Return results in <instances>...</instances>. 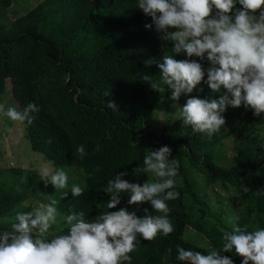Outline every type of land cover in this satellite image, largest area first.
Segmentation results:
<instances>
[{
  "label": "trees",
  "instance_id": "obj_1",
  "mask_svg": "<svg viewBox=\"0 0 264 264\" xmlns=\"http://www.w3.org/2000/svg\"><path fill=\"white\" fill-rule=\"evenodd\" d=\"M11 2L0 0V96L7 81L17 111L22 112L30 102L39 107L31 124L21 122L23 136L32 151L72 179L64 199L60 193L54 194L51 184L45 187L38 175L21 181L17 176L22 171L9 167L13 180L0 182V232L10 227L17 212L34 210L33 198L46 203L57 199L60 223L72 212H83L86 220H92L121 208L141 217L162 215L149 203L129 205L127 193L115 209H108L110 197L103 189L124 171L129 174L123 179L130 183L155 180L151 174L137 176L133 169L143 167L149 150L163 146L171 149L169 159L179 162L174 179L180 196L166 202L174 231L167 237L158 234L152 241L138 236L136 249L130 253L131 264H181L176 259L177 245L207 254L203 247L182 238L187 228L217 250L222 248L224 233L236 226L244 231L264 228V133H256L264 113L256 117L251 108L240 113L228 107L223 113L226 124L211 138L194 133L191 127L177 133L151 128L155 112L167 113L173 101L170 91H153L141 79L142 75L160 79L159 68L145 62L174 53L172 42L162 41L145 28L148 16L137 8L138 0H40L8 20L5 9ZM175 58L195 60L205 69L204 81L191 94H182L180 107L193 96L218 99L220 94L213 93L205 82L206 58L186 54ZM106 91L109 96H104ZM109 100L115 102L118 112L107 107ZM235 121L244 128L238 129L232 124ZM229 137L233 157L223 164L220 145ZM80 145L87 153L83 159L76 152ZM187 171H193V177ZM195 175L203 184L223 191L221 195L211 191L214 208ZM74 184L84 189L79 197L71 196ZM222 254L241 264L242 258L234 251Z\"/></svg>",
  "mask_w": 264,
  "mask_h": 264
},
{
  "label": "clouds",
  "instance_id": "obj_2",
  "mask_svg": "<svg viewBox=\"0 0 264 264\" xmlns=\"http://www.w3.org/2000/svg\"><path fill=\"white\" fill-rule=\"evenodd\" d=\"M237 3L241 8H236ZM137 8L152 18L162 41L172 42L174 53L145 62L159 68V81L148 75H142L141 79L153 91L171 92L170 99L179 111L178 119L183 127H191L194 133L211 138L226 124L223 113L227 108H239L242 103L253 110L254 116L261 117L264 113V0H138ZM145 28L151 29L152 24H146ZM180 54L206 58L210 67L205 82L213 93H220L218 99L193 96L182 107L178 106L182 94H191L205 78L200 62L176 59ZM109 95L107 91L104 93ZM107 107L119 111L114 101L109 100ZM39 111L31 102L22 112L0 104V114L11 121L31 124L32 114ZM76 152L80 159L87 155L84 145ZM170 156L168 146L149 150L143 158V167L133 169L135 175L151 174L155 180L148 179L142 185L130 183L123 179L129 174L124 171L109 180L103 189L110 197L108 209H115L121 203L122 194L127 193L129 205L149 203L162 215L141 217L135 211L121 208L86 220L83 212H72L64 217L67 228L49 237L48 233L55 231L59 216V201L51 199L32 211L17 212L10 227L0 232V264H131L130 253L136 249L138 236L152 241L158 234L167 237L174 231L166 202L180 196L174 179L179 162L170 160ZM39 178L45 187L51 184L67 199L69 177L62 168L54 170L44 166ZM83 191L75 184L70 188L72 197L81 196ZM244 191H248L247 187ZM233 251L242 258L241 264H264V228L244 231L236 226L224 233L220 250L213 248L207 254L177 245L176 259L182 264H234L231 257L222 254Z\"/></svg>",
  "mask_w": 264,
  "mask_h": 264
},
{
  "label": "rangeland",
  "instance_id": "obj_3",
  "mask_svg": "<svg viewBox=\"0 0 264 264\" xmlns=\"http://www.w3.org/2000/svg\"><path fill=\"white\" fill-rule=\"evenodd\" d=\"M38 1L40 0H12L10 6L5 9V18L8 20L13 19L14 17L24 13L28 8H30ZM236 8H241V6L237 3ZM213 12V14H215V11ZM256 14L258 15V13ZM148 22L149 24H152V31L160 37V34L156 31L155 25L153 24L152 18L150 16H148ZM169 31H175V29H169ZM205 61L208 67H210L209 62L206 59ZM7 89L8 85L6 81V89L0 96V104H3L6 109L9 107H15V109L17 110V105L15 101L10 97ZM173 104L174 102L171 105L172 108L167 113H162L161 111L155 112L154 118L150 123L151 128L164 127L165 130L170 133H177L184 128L182 121L178 119L179 111L176 110L175 107H173ZM229 108L239 111L240 113H243L244 110L247 109L243 105V103L239 108H232L231 106H229ZM232 124L236 125L240 130L244 128V124L241 122L235 121L232 122ZM258 132L264 133V118H262V120L257 124L256 133ZM231 144L232 139L230 137L223 139L221 142L220 150L222 152V155L219 161L223 164H229L231 158L233 157L230 150ZM44 166H48L50 168H53L54 170L59 169L55 166H51V163L48 160L44 159L41 154L34 152L29 148L28 143L23 136V125L20 121H11L6 116L0 114V170L2 171L0 175V182H5L7 179L13 180L8 171L9 167L20 169L22 171L19 176H17V179L22 181L24 178L29 177V175L31 174H35L33 176H39V171ZM187 176L193 177V171H187ZM194 177L197 184H199L200 187L204 189L203 194L207 196L211 204H213L212 206L214 208L216 206V203L211 191H213L214 193L217 192L220 195L223 193V191L218 186L213 185V187H209L203 184L199 176L195 175ZM71 179L72 178L69 176L68 182ZM68 185L70 186V183H68ZM59 193L60 192L56 191L54 194L58 195ZM30 203L34 209L47 204L46 202H43V200H38V198L31 199ZM22 205L25 206L26 202H23ZM59 217L61 218V216H58V219ZM66 228L67 225L65 223H60L58 220V223L55 226V231H50L48 233V236L51 237L52 235L65 230ZM182 238L203 247L208 252L211 250L207 246L205 240L201 236L194 234L193 231H191V229L189 228H187V230L183 233ZM234 264H238L237 261H234Z\"/></svg>",
  "mask_w": 264,
  "mask_h": 264
}]
</instances>
